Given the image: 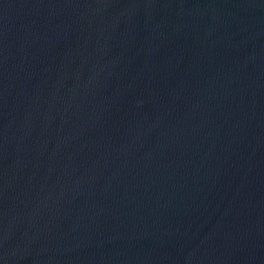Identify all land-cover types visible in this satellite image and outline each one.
Here are the masks:
<instances>
[{
    "label": "water",
    "instance_id": "1",
    "mask_svg": "<svg viewBox=\"0 0 264 264\" xmlns=\"http://www.w3.org/2000/svg\"><path fill=\"white\" fill-rule=\"evenodd\" d=\"M0 264H264V0H0Z\"/></svg>",
    "mask_w": 264,
    "mask_h": 264
}]
</instances>
